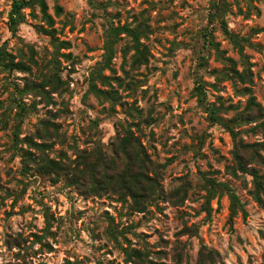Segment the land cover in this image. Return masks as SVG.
<instances>
[{"label":"rangeland","instance_id":"1","mask_svg":"<svg viewBox=\"0 0 264 264\" xmlns=\"http://www.w3.org/2000/svg\"><path fill=\"white\" fill-rule=\"evenodd\" d=\"M13 1L0 0V52L27 68L0 62V264H135L128 248L147 249L159 264L179 255L197 264L202 244L225 264H260L264 207L250 194L253 176L231 173L227 127L245 143L264 142V0H45L53 22L36 4L12 33ZM224 23L246 39L242 52ZM126 24L142 26L147 64L134 66L131 36L109 38L110 27ZM50 75L58 88L40 93ZM93 81L115 98L91 90ZM128 134L164 192L142 212L129 197L73 184L99 155L121 169ZM208 179L234 189L247 216L239 210L230 221L229 196L218 189L208 199Z\"/></svg>","mask_w":264,"mask_h":264},{"label":"trees","instance_id":"2","mask_svg":"<svg viewBox=\"0 0 264 264\" xmlns=\"http://www.w3.org/2000/svg\"><path fill=\"white\" fill-rule=\"evenodd\" d=\"M87 1L91 5H98L95 0ZM36 4L39 5L49 23L53 22L51 16L47 14V5L45 0H14L9 13V29L12 33H16L18 25L23 20L22 9L25 7L32 8ZM215 8L216 14L221 11L220 5H216ZM56 11L59 14L62 11V8L57 6ZM223 28L234 45L242 52L243 47L241 41L246 39H242L240 36L232 34L226 23L223 24ZM121 33H126L131 36L134 41V66L147 64L149 53L146 47L140 42V38L144 35L142 33V26L137 25L136 27H132L129 24H126L118 27H110L108 36L109 38H115ZM110 49L112 50V47H110ZM111 57L112 54L110 53L108 60L106 61H110ZM0 62L5 68L9 69L18 68L20 70H25V68H27L21 62H14L13 59L9 60L4 52V48L0 52ZM97 74L102 77L103 83H105V80L108 79L107 76L101 75V71H98ZM238 76L241 80H246L249 83L251 82L250 71H244L243 73L238 74ZM46 79L47 81L39 87L41 90L40 93L47 92L45 89V85L47 83L51 84L55 89L59 86V79L57 80L54 75H50L46 77ZM92 79L94 80L95 78L93 77ZM90 86L91 90L99 95L115 98L114 95L109 93V91L98 88L94 81L91 82ZM195 89L197 90L198 95H200L199 100L203 102L202 97H204V91L202 85H197ZM251 103L253 104L251 108L253 109L254 107H257V110L260 112L261 108L257 103H255L253 97L251 99ZM208 109L211 114L210 118L214 122L224 124L222 119L218 117L216 108L209 107ZM249 120L253 121L255 118L252 117ZM227 128H229V131L232 133L233 139L236 142L234 150L236 169H231V173L237 174L239 171L253 176L255 189L254 191H251L250 194L261 207H264V173H260L258 169L248 167L250 164H257L264 167V156L261 154V151H264V142L245 143L242 138H238V133L235 132L232 127ZM119 151L125 157V163L121 169H118L117 166L115 168L113 163L103 160V156L99 155L97 163H92L90 165L85 164V166L78 171L77 176L75 177L76 179L73 180V184L77 183L78 180L83 179L85 180L86 185H90L91 189H93L91 190L92 193L102 194L115 192L123 199L129 197L133 201V207L142 212L145 210V204L150 200L153 194H157V196L162 197L164 192L162 191V188L159 187L158 180L154 178V176L150 175L153 163L147 157L145 150L137 138L130 134L126 135L123 140L121 139L119 150L117 152ZM207 181L209 183L208 199L213 198L218 189H220L221 192H226L229 196L231 209L229 218L230 221H232L233 217L239 210L243 212L244 216H247V211L244 209L243 204L234 189L226 183L216 182L211 179H208ZM194 232L195 234L197 233V231ZM262 236L264 238V232L262 233ZM126 253L129 261H133L135 264H159L157 261L149 258L150 251L147 249L128 248L126 249ZM175 261L178 264H182L183 258L179 255ZM197 264H225V262L222 260V256L219 251L210 248L206 244H202L198 251ZM260 264H264V255Z\"/></svg>","mask_w":264,"mask_h":264}]
</instances>
